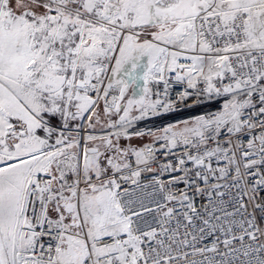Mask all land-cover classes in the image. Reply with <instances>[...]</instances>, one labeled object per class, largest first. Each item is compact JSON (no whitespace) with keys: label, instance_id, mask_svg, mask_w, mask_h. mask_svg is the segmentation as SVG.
Here are the masks:
<instances>
[{"label":"snow or ice","instance_id":"1","mask_svg":"<svg viewBox=\"0 0 264 264\" xmlns=\"http://www.w3.org/2000/svg\"><path fill=\"white\" fill-rule=\"evenodd\" d=\"M0 264H264V0H0Z\"/></svg>","mask_w":264,"mask_h":264},{"label":"built area","instance_id":"2","mask_svg":"<svg viewBox=\"0 0 264 264\" xmlns=\"http://www.w3.org/2000/svg\"><path fill=\"white\" fill-rule=\"evenodd\" d=\"M185 111H187V110H185Z\"/></svg>","mask_w":264,"mask_h":264}]
</instances>
